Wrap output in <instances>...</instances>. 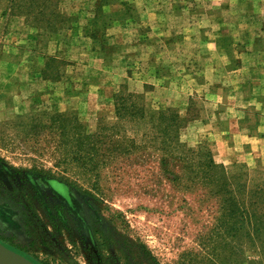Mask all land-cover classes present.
Segmentation results:
<instances>
[{
    "label": "rangeland",
    "instance_id": "rangeland-1",
    "mask_svg": "<svg viewBox=\"0 0 264 264\" xmlns=\"http://www.w3.org/2000/svg\"><path fill=\"white\" fill-rule=\"evenodd\" d=\"M60 11L40 28L0 0V243L37 264H264V0ZM122 86L181 117L190 160L131 129L98 157L75 139Z\"/></svg>",
    "mask_w": 264,
    "mask_h": 264
},
{
    "label": "trees",
    "instance_id": "trees-1",
    "mask_svg": "<svg viewBox=\"0 0 264 264\" xmlns=\"http://www.w3.org/2000/svg\"><path fill=\"white\" fill-rule=\"evenodd\" d=\"M5 1L9 3V9L13 11V14L25 17L32 26L51 29L56 28L61 22L60 3L62 0ZM65 64L67 62L64 59L51 56L44 68V77L56 79L60 71L56 72L54 66L61 67ZM114 107V121L100 122L95 132L87 131L80 122L73 123L75 139L85 144L93 157L100 155V149L106 143L115 147L111 149L112 152L121 150L123 146L117 143L115 136H121L122 133L131 129L144 140V143L151 144L163 153L180 154V157L183 154L185 160L191 159L190 156L184 155L187 150H182L184 149L183 144L179 141V130L182 127L181 117L173 113L170 108L152 109L146 105L140 94L130 92L126 86H122L115 93ZM132 146L136 147L133 143Z\"/></svg>",
    "mask_w": 264,
    "mask_h": 264
},
{
    "label": "bare ground",
    "instance_id": "bare-ground-1",
    "mask_svg": "<svg viewBox=\"0 0 264 264\" xmlns=\"http://www.w3.org/2000/svg\"><path fill=\"white\" fill-rule=\"evenodd\" d=\"M0 262L2 264H23L19 256L0 245Z\"/></svg>",
    "mask_w": 264,
    "mask_h": 264
},
{
    "label": "water",
    "instance_id": "water-1",
    "mask_svg": "<svg viewBox=\"0 0 264 264\" xmlns=\"http://www.w3.org/2000/svg\"><path fill=\"white\" fill-rule=\"evenodd\" d=\"M0 245H2L5 249H7V250L11 251L12 253L16 254L17 256H19L21 258L23 264H37V263L31 261L30 259L26 258L25 256L17 253L16 251H13V250L7 248L3 244L0 243ZM0 264H2V263L0 262Z\"/></svg>",
    "mask_w": 264,
    "mask_h": 264
},
{
    "label": "flooded vegetation",
    "instance_id": "flooded-vegetation-1",
    "mask_svg": "<svg viewBox=\"0 0 264 264\" xmlns=\"http://www.w3.org/2000/svg\"><path fill=\"white\" fill-rule=\"evenodd\" d=\"M5 246H7V245H5ZM8 247V246H7Z\"/></svg>",
    "mask_w": 264,
    "mask_h": 264
}]
</instances>
